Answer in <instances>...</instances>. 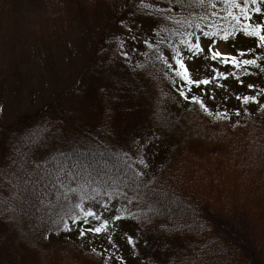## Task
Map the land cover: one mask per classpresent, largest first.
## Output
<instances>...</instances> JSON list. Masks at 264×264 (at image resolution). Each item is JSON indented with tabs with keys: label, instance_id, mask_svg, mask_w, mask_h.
<instances>
[{
	"label": "trees",
	"instance_id": "trees-1",
	"mask_svg": "<svg viewBox=\"0 0 264 264\" xmlns=\"http://www.w3.org/2000/svg\"><path fill=\"white\" fill-rule=\"evenodd\" d=\"M84 1L94 9L102 4L112 7L115 22L139 16L162 19L159 31L173 50L186 46L196 29L214 33L210 37L228 34L227 40L243 36L249 46L240 61L255 60L256 64L236 67L230 62L236 83L243 88L241 99L225 96L214 101L176 74L174 63L163 56V47L169 48L166 42L152 46L143 69L150 73L152 65L159 67L161 104L155 126L168 151L159 172L149 171L129 151L115 149L109 140L107 112L100 123L85 126L57 103L52 116L37 118L29 111L11 127L1 124L0 224L18 233L38 264H83L81 249L77 252L72 242L63 239V225L57 228L53 221L61 216L68 224L73 221L79 209L76 199L119 197L134 207L131 219L159 221L167 235L186 241L167 264H264V41L243 31L249 24L264 22V14L252 11L257 5L250 0L251 21L243 13H234L228 0ZM237 2L243 5L244 0ZM5 6L6 0H0V39ZM258 6L264 13V0H258ZM204 12L213 25H202L207 20L199 19ZM181 92L203 100L213 114L185 100ZM244 96H256L259 103L243 104ZM225 112L227 119L216 115ZM63 126L74 129L77 141L49 150L51 130ZM69 159L82 161L79 175L76 180L61 176V187L56 173L60 162L67 166ZM44 170L51 177L33 190L35 173Z\"/></svg>",
	"mask_w": 264,
	"mask_h": 264
},
{
	"label": "rangeland",
	"instance_id": "rangeland-1",
	"mask_svg": "<svg viewBox=\"0 0 264 264\" xmlns=\"http://www.w3.org/2000/svg\"><path fill=\"white\" fill-rule=\"evenodd\" d=\"M232 11L242 13L240 8L232 7ZM3 19L0 125L11 127L29 111L37 118L52 116L57 112V103L85 126L100 123L107 112L111 120L109 140L115 149L129 151L152 172H159L168 159L155 126L161 104L156 80L159 67L152 65L150 73L143 69L153 45L166 42L169 48L163 47V56L169 63L177 68L179 55L193 80L210 81L199 87L190 84L195 92L214 101L243 93L232 64L225 63L223 57L213 60L208 56L211 47L214 52L242 59L240 53H246L249 46L243 36L225 40L205 36L196 29L188 40L199 43L204 53L193 56L185 45L176 50L170 47L168 38L159 31L162 19L139 16L115 22L112 7L102 4L94 9L84 0H6ZM199 19H207L202 20L204 26L213 25L208 12ZM121 50L129 56L116 55ZM160 94L165 97V92ZM73 130L54 127L49 150L72 146L77 141ZM75 201L100 216L99 220L89 217L85 221L79 207L76 215L83 228L109 221L107 231L85 235L73 221L69 223L72 230L65 231L62 238L72 242L77 252L81 249L83 264H167L186 244L181 238L167 235L159 221L131 219L134 207L127 199L98 196ZM116 215L123 219L116 220ZM129 236L134 245L128 243ZM0 264H38L21 244L18 233L6 223L0 224Z\"/></svg>",
	"mask_w": 264,
	"mask_h": 264
},
{
	"label": "snow or ice",
	"instance_id": "snow-or-ice-1",
	"mask_svg": "<svg viewBox=\"0 0 264 264\" xmlns=\"http://www.w3.org/2000/svg\"><path fill=\"white\" fill-rule=\"evenodd\" d=\"M201 2L203 3V0H201ZM229 3H231L232 7L235 8H240L241 12L245 15V18L248 19L249 21L252 20V17L250 15H248L249 12V0H244L243 5H241V3L237 2V0H228ZM251 4L253 5H257L254 9H252V11H254L255 13L258 14H264L262 13V9L261 7L258 6V0H250ZM214 7V5H213ZM231 15V13H229ZM235 19H237L239 21V17H234ZM252 29V30H249ZM244 33L246 35L249 36H258L259 39L261 41H264V22L261 23H257L255 24V26L249 24V26L247 28L243 29ZM205 36H209V35H214L205 32L204 33ZM225 40H227L229 38L228 34H225L223 37ZM186 47L188 49V52L191 53L193 56H197V55H203L204 53V49L201 48L199 43H191V42H186ZM251 51V50H249ZM116 55L118 56H122L124 58H127L129 56L128 52L125 51H119L118 53H116ZM245 53L241 52L240 56H244ZM208 56H210L211 59L215 60L218 57H223L224 58V62L225 63H229L231 62L234 66L236 67H241L242 65H254L256 64L255 60H249V59H244L242 61L237 60L236 57L232 56V57H227L224 54L220 53L219 51H212L211 47H209V52H208ZM176 65H178V68H175L174 71H176V74L178 76L181 77L182 80H185L187 82V84H195L199 87L200 84H208L210 83L209 80H203V81H199V80H193L189 74L188 68L184 62L183 57L181 56H177L176 58ZM248 87H253V85H248ZM189 91H191V89H189ZM181 95L184 96L185 100L191 99L192 102L199 104L205 112H207L209 115H212L213 113L210 112L207 108V106L204 104L203 100L198 99L195 96L189 97L187 94H185L184 92H181ZM238 100L241 99V97H237ZM249 102H255V103H259L256 99V96H244L242 98V103L243 104H247ZM239 111L236 112V115H239ZM220 119H227L229 118L227 113H220V114H216ZM73 156H75L76 154L73 153ZM141 164L145 163L143 160L140 161ZM61 167L58 168L57 173H56V177L55 180L57 183L61 184V187H63V184L61 183L60 177L61 176H67L68 178H70L71 180H76V176L79 175V172L77 171V169L81 166L82 161L76 159H69L67 162V166H64V162L61 161ZM37 169H41V165L37 164L36 165ZM37 180L32 182V186H33V190H35L36 184L37 183H43L44 179L46 177H51L52 173L48 170H44L43 172L41 171H37L35 173ZM51 183V180L49 181ZM27 190V189H26ZM46 191V188H45ZM76 207H80L81 212H83V220L87 221V219L89 217L95 218L96 220L100 219V216L95 212L92 211L90 208H85L81 205H76ZM116 220H120L123 219L122 216L120 215H116L114 217ZM80 221L81 218L79 216H76L73 218V225H76L79 227V232L81 235H85L86 233H101L104 231H107L108 226H109V221L106 219L104 220L103 224H101L100 226L97 227H89L87 229L83 228L82 226H80ZM63 225V228L65 231H71L72 230V226H70L63 218V216L59 217L58 219L53 221V225L55 227H59L60 225ZM128 243L130 244H135V241L133 240V238L131 236H129L128 238Z\"/></svg>",
	"mask_w": 264,
	"mask_h": 264
}]
</instances>
